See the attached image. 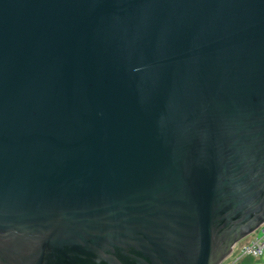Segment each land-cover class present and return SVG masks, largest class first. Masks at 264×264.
Wrapping results in <instances>:
<instances>
[{
    "label": "water",
    "instance_id": "water-1",
    "mask_svg": "<svg viewBox=\"0 0 264 264\" xmlns=\"http://www.w3.org/2000/svg\"><path fill=\"white\" fill-rule=\"evenodd\" d=\"M264 223V0H0V264H220Z\"/></svg>",
    "mask_w": 264,
    "mask_h": 264
},
{
    "label": "rangeland",
    "instance_id": "rangeland-1",
    "mask_svg": "<svg viewBox=\"0 0 264 264\" xmlns=\"http://www.w3.org/2000/svg\"><path fill=\"white\" fill-rule=\"evenodd\" d=\"M257 229L254 230L252 233L247 235L246 237L242 238L238 241L232 249V252L220 263V264H264V251L262 256L259 258H245V257H238L240 248L247 244L252 236L257 234Z\"/></svg>",
    "mask_w": 264,
    "mask_h": 264
},
{
    "label": "built area",
    "instance_id": "built-area-1",
    "mask_svg": "<svg viewBox=\"0 0 264 264\" xmlns=\"http://www.w3.org/2000/svg\"><path fill=\"white\" fill-rule=\"evenodd\" d=\"M257 234L240 248L238 257L260 258L264 251V223L257 228Z\"/></svg>",
    "mask_w": 264,
    "mask_h": 264
},
{
    "label": "trees",
    "instance_id": "trees-1",
    "mask_svg": "<svg viewBox=\"0 0 264 264\" xmlns=\"http://www.w3.org/2000/svg\"><path fill=\"white\" fill-rule=\"evenodd\" d=\"M245 258H247V257H245ZM248 258H251V257H248ZM255 259V258H254ZM258 260H259V258H257Z\"/></svg>",
    "mask_w": 264,
    "mask_h": 264
}]
</instances>
